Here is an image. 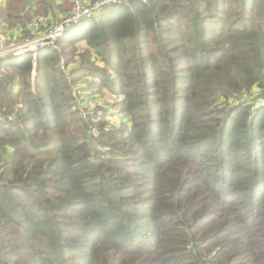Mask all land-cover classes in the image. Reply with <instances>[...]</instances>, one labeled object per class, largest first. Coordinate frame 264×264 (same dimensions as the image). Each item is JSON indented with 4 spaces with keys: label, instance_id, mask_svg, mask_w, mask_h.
<instances>
[{
    "label": "trees",
    "instance_id": "16d2710c",
    "mask_svg": "<svg viewBox=\"0 0 264 264\" xmlns=\"http://www.w3.org/2000/svg\"><path fill=\"white\" fill-rule=\"evenodd\" d=\"M83 79L105 115L75 109ZM0 111V264H264V0L111 7L0 61Z\"/></svg>",
    "mask_w": 264,
    "mask_h": 264
},
{
    "label": "built area",
    "instance_id": "2783aa9c",
    "mask_svg": "<svg viewBox=\"0 0 264 264\" xmlns=\"http://www.w3.org/2000/svg\"><path fill=\"white\" fill-rule=\"evenodd\" d=\"M130 1L131 0H73L71 11L63 15L56 26H51L41 32L40 29L45 26V24H39L37 21H34L32 23V29H34L35 33L27 39H12L14 43L10 45L8 43L10 39H8V36L2 31L0 24V61L6 60L9 57H18L28 53L36 56L39 51L54 45L71 28L78 26L87 19H97L107 9L114 6L126 5ZM139 1L145 3L147 0ZM64 63L65 61L62 59L61 65L63 66ZM75 94L76 91H74V95ZM88 134L96 138L99 136L96 127H90Z\"/></svg>",
    "mask_w": 264,
    "mask_h": 264
},
{
    "label": "rangeland",
    "instance_id": "374dc122",
    "mask_svg": "<svg viewBox=\"0 0 264 264\" xmlns=\"http://www.w3.org/2000/svg\"><path fill=\"white\" fill-rule=\"evenodd\" d=\"M61 1L63 2L64 0H61ZM72 1L73 0H71V2ZM84 1H87V0H84ZM34 21H37L39 24H44L45 18L32 19L31 21L26 22V24H25L26 31L30 32L31 34L35 33L34 29H32V25H33L32 23ZM57 24H55V26ZM45 26H47V28H48L49 25H45ZM45 26L41 27V29H40L41 32L45 30ZM1 29L8 36V39H10V41L8 42L9 45L11 43H14L13 40H21V39H25V38L27 39L28 38V37H23V38L20 37L18 39H15L10 34L6 33L5 30L2 28V26H1ZM71 49H72L71 47H68L66 45H63L62 47L59 48V50H61V52H63V55L61 57L65 60V62H66L65 54L70 53ZM88 50L89 49L87 48V44L85 42L80 43L78 45V53L81 56V58H80V56H78V54L76 56H71L73 58V62L76 63L75 67L82 66L83 63L88 60L89 54H90V52ZM65 68L66 67H65V63H64V65L61 66V69L64 71ZM67 72H68V74H70V71H67ZM88 81H90V83L92 82L91 79H83L80 82L79 81L77 82L79 84H78V86H76V88L80 89V94H77L78 89H74V91H76V94L74 95V91H73V95L77 96L79 101H83L85 99L86 102L80 103V106L77 105L75 109H77V107H78L79 109H77V110L80 112V115L82 114V115H85L87 117L92 116L95 113H98V115H99L100 111H102V110H103L102 115H105L104 110L107 108H110V106H112L111 102H113V101L115 102L117 100V97L116 96L112 97L111 92L108 90H106V91L101 90L100 91V90H97L95 88L88 89L87 86L90 85L88 83ZM84 90H86V91H84ZM83 94L85 96H83ZM86 98H88V99H86ZM4 118H5V112L0 111V121H2ZM7 118H8V116H7ZM107 120H109V118H105V119L101 118V119H98V122L100 124H102V123H105ZM109 121H110L109 123H110L111 127H118L119 124L121 123V122L114 121L111 119ZM91 127L97 128V131L99 132L98 137H100L99 127L97 125H91Z\"/></svg>",
    "mask_w": 264,
    "mask_h": 264
},
{
    "label": "crops",
    "instance_id": "0c3cea01",
    "mask_svg": "<svg viewBox=\"0 0 264 264\" xmlns=\"http://www.w3.org/2000/svg\"><path fill=\"white\" fill-rule=\"evenodd\" d=\"M12 0H0V24L7 34H10L13 38L18 39L21 37L23 32L26 31L25 24L26 22L23 19H17L15 16H10L6 14V5ZM57 5H62L61 0L56 1ZM67 11H58L55 10L53 14L45 18V25L54 26L59 22L63 15H66ZM20 16H24V12L20 11ZM35 75V74H34ZM86 94V93H85ZM83 96H85L83 94Z\"/></svg>",
    "mask_w": 264,
    "mask_h": 264
}]
</instances>
